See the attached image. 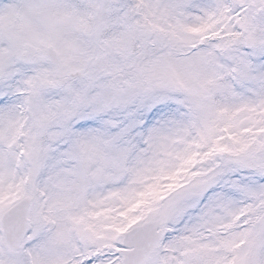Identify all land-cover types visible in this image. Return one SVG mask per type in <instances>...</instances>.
Wrapping results in <instances>:
<instances>
[{
    "label": "snow or ice",
    "instance_id": "snow-or-ice-1",
    "mask_svg": "<svg viewBox=\"0 0 264 264\" xmlns=\"http://www.w3.org/2000/svg\"><path fill=\"white\" fill-rule=\"evenodd\" d=\"M0 264H264V0H0Z\"/></svg>",
    "mask_w": 264,
    "mask_h": 264
}]
</instances>
